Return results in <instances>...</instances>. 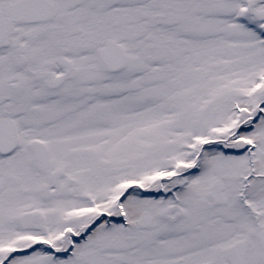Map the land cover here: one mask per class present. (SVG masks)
I'll return each instance as SVG.
<instances>
[{
    "label": "snow or ice",
    "instance_id": "6c2138e0",
    "mask_svg": "<svg viewBox=\"0 0 264 264\" xmlns=\"http://www.w3.org/2000/svg\"><path fill=\"white\" fill-rule=\"evenodd\" d=\"M0 264H264V0H0Z\"/></svg>",
    "mask_w": 264,
    "mask_h": 264
}]
</instances>
